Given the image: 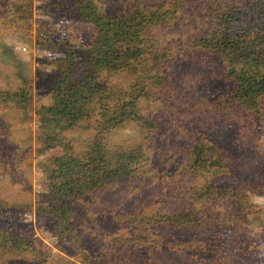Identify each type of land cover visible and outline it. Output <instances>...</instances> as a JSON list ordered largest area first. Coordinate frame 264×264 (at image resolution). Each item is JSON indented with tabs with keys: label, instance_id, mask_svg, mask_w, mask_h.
Listing matches in <instances>:
<instances>
[{
	"label": "rangeland",
	"instance_id": "1",
	"mask_svg": "<svg viewBox=\"0 0 264 264\" xmlns=\"http://www.w3.org/2000/svg\"><path fill=\"white\" fill-rule=\"evenodd\" d=\"M94 1L98 11L106 15L136 14L138 22L143 18L134 44L137 51L133 73L152 74L162 69L181 83L183 98L177 101L185 102L186 114L201 111L194 105L200 97L212 100L225 91L226 84L218 79L208 55L214 58V66L233 61L219 52L217 55L205 51L206 46L199 43L201 38L196 32L202 28L211 32V26H202L197 17V0ZM78 7L76 0H0V91L5 93L0 96V198L5 202L0 223L5 229L23 235L35 247L34 252H9L7 261L13 264H92V255L102 240L111 235L105 245L109 247L113 237L132 226V213L150 197L144 185L127 184L76 199L73 206L76 213L70 220L75 234L64 239L54 234L50 218L39 211L56 203L59 196L51 187L49 171L54 158L67 149L68 143L60 146V141H70L78 153L81 144L94 136L93 130L85 128L82 122L74 124L69 118L46 122L42 111L53 103L50 89L61 73L56 60L63 57L69 45L74 50L89 46L90 25L82 21ZM237 67L247 74L254 72L244 63L238 62ZM215 122V127L203 132L207 141L224 146L242 161L255 156L261 160L252 163L251 172L238 174L232 169L207 173L204 178L211 184L237 185L260 210L243 217L237 228L224 225L188 234L160 227L150 231L174 242L202 264H264V195L250 190L258 177L264 175V124L239 118L240 127L232 126L225 117ZM139 131L134 122L123 126L113 132L111 146L120 152L141 144L146 169L156 166L177 171L181 164L180 136L155 135L147 142L140 138ZM47 136L60 140L52 142ZM169 182L157 183L162 195L153 196V200L162 199L171 210L174 206L167 187L173 189L175 185ZM233 204L219 202L218 212L242 215ZM195 238L199 241L194 242ZM165 264L180 262L167 256Z\"/></svg>",
	"mask_w": 264,
	"mask_h": 264
},
{
	"label": "trees",
	"instance_id": "2",
	"mask_svg": "<svg viewBox=\"0 0 264 264\" xmlns=\"http://www.w3.org/2000/svg\"><path fill=\"white\" fill-rule=\"evenodd\" d=\"M197 1V17L202 26H211V32L207 28L196 32L201 38L199 43L206 46L205 51L217 55L219 52L233 63L214 66V58L208 55L218 79L226 84L225 91L212 100L200 97L194 105L201 111L186 114L185 102L177 101L183 98L181 83L156 67L158 70L152 74L133 73L137 51L134 44L143 18L139 23L136 14L106 15L98 11L94 0H76L82 21L90 25L89 46L74 50L69 45L63 57L56 60L61 73L50 89L53 103L42 111L46 122L69 118L74 124L82 122L85 128L93 130L94 136L81 144L78 153L70 141H60V146L68 143L67 149L54 158L49 171L51 187L59 196L56 203L39 211L50 218L54 234L64 239L75 234L70 220L76 213L73 208L76 199L127 184L144 185L150 196L132 213V226L113 237L109 247L105 245L112 236L102 240L92 255V264H165L167 256L180 264H202L150 229L169 228L188 234L224 225L237 228L243 217L260 210L237 185L211 184L204 178L207 173L232 169L238 174L251 172L252 163L260 157L242 161L224 146L207 141L203 132L215 127L219 117L238 127L239 118L264 124V0ZM238 62L251 66L253 74L237 67ZM3 94L0 91V96ZM131 122L140 127V138L147 142L155 135L180 136L181 164L177 171L156 166L146 169L141 144L120 152L111 146L113 132ZM47 137L52 142L55 139ZM59 140L56 138L55 142ZM166 181L175 185L173 189L167 187L174 206L171 210L162 199L153 200V196L162 195L157 183ZM250 190L264 195V175L258 177ZM221 201L234 203L233 207L241 210L242 215L220 214L217 204ZM4 208L5 202L0 198V214ZM34 251L35 247L23 235L5 229L0 223V264H13L7 261L9 252Z\"/></svg>",
	"mask_w": 264,
	"mask_h": 264
},
{
	"label": "built area",
	"instance_id": "3",
	"mask_svg": "<svg viewBox=\"0 0 264 264\" xmlns=\"http://www.w3.org/2000/svg\"><path fill=\"white\" fill-rule=\"evenodd\" d=\"M24 50V49H23Z\"/></svg>",
	"mask_w": 264,
	"mask_h": 264
}]
</instances>
